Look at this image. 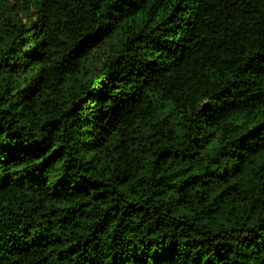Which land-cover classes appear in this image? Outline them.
I'll use <instances>...</instances> for the list:
<instances>
[{
  "label": "trees",
  "instance_id": "16d2710c",
  "mask_svg": "<svg viewBox=\"0 0 264 264\" xmlns=\"http://www.w3.org/2000/svg\"><path fill=\"white\" fill-rule=\"evenodd\" d=\"M0 264H264V0H0Z\"/></svg>",
  "mask_w": 264,
  "mask_h": 264
}]
</instances>
